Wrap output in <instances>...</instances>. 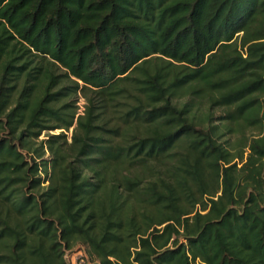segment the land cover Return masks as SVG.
<instances>
[{"label":"trees","instance_id":"1","mask_svg":"<svg viewBox=\"0 0 264 264\" xmlns=\"http://www.w3.org/2000/svg\"><path fill=\"white\" fill-rule=\"evenodd\" d=\"M79 243L264 264V0H0V264Z\"/></svg>","mask_w":264,"mask_h":264},{"label":"rangeland","instance_id":"2","mask_svg":"<svg viewBox=\"0 0 264 264\" xmlns=\"http://www.w3.org/2000/svg\"><path fill=\"white\" fill-rule=\"evenodd\" d=\"M70 101H75L78 109V113H81L83 110V105L85 103V100L83 97H81L79 94H77L76 96H72ZM182 101H186V99H183ZM182 101L180 103H182ZM208 111H210L213 115L212 119H207L204 117L203 119V114L207 113ZM224 113V109L223 108H216V109H210L208 106H204L202 108L201 111H199L198 116L200 117V119H202V123L203 125H205L206 127L211 126V125H217L219 123V117ZM60 130L58 129H54L52 131H50V133H58ZM248 135L249 134H253V132L248 131L247 132ZM71 134V130L68 132V137ZM46 133L42 132L41 135L39 136V140L40 139H44L45 138ZM225 138H227L226 136L220 138V141L224 140ZM234 137H232L233 139ZM45 157H48V154L45 155ZM65 257H67L69 260H71V262L73 264H80L83 261H91L94 259V256L91 255L88 251V248L86 245L79 243L76 244L74 249L72 251H68L66 252Z\"/></svg>","mask_w":264,"mask_h":264}]
</instances>
